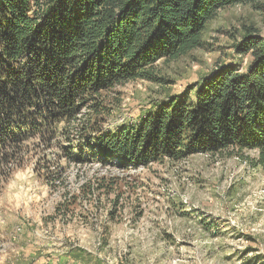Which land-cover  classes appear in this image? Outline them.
<instances>
[{"label":"trees","instance_id":"trees-1","mask_svg":"<svg viewBox=\"0 0 264 264\" xmlns=\"http://www.w3.org/2000/svg\"><path fill=\"white\" fill-rule=\"evenodd\" d=\"M255 2L0 0V191L33 153L48 167L49 150L120 168L256 151L250 163L264 174V37L252 25L232 45L250 58L244 70L219 65L135 122L100 125L102 92L136 79L161 83L158 60L203 47L218 10Z\"/></svg>","mask_w":264,"mask_h":264},{"label":"rangeland","instance_id":"rangeland-1","mask_svg":"<svg viewBox=\"0 0 264 264\" xmlns=\"http://www.w3.org/2000/svg\"><path fill=\"white\" fill-rule=\"evenodd\" d=\"M244 25L264 37V0L218 10L203 47L155 63L161 83L136 79L102 92L100 125L135 122L219 65L244 70L250 58L232 46ZM46 153L48 167L33 153L0 191V256L23 241L44 264H264V174L249 160L256 151L138 168Z\"/></svg>","mask_w":264,"mask_h":264},{"label":"crops","instance_id":"crops-1","mask_svg":"<svg viewBox=\"0 0 264 264\" xmlns=\"http://www.w3.org/2000/svg\"><path fill=\"white\" fill-rule=\"evenodd\" d=\"M14 243V242H13ZM15 244V243H14ZM33 244L28 245L20 241L14 249L7 248L0 256V264H44V260L32 257L38 251V247L32 248ZM14 253H11L13 252Z\"/></svg>","mask_w":264,"mask_h":264}]
</instances>
